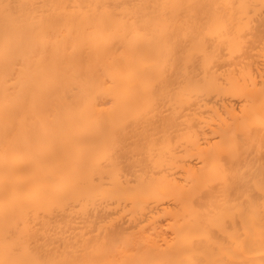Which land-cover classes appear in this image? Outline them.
Masks as SVG:
<instances>
[{
  "label": "bare ground",
  "instance_id": "obj_1",
  "mask_svg": "<svg viewBox=\"0 0 264 264\" xmlns=\"http://www.w3.org/2000/svg\"><path fill=\"white\" fill-rule=\"evenodd\" d=\"M262 12L0 0V264H264Z\"/></svg>",
  "mask_w": 264,
  "mask_h": 264
},
{
  "label": "snow or ice",
  "instance_id": "obj_2",
  "mask_svg": "<svg viewBox=\"0 0 264 264\" xmlns=\"http://www.w3.org/2000/svg\"><path fill=\"white\" fill-rule=\"evenodd\" d=\"M9 7L10 6H5V11L8 12L9 11ZM262 15H264V12H262ZM15 19V17H13ZM19 22V21H17ZM260 191L262 193V200H264V181L261 182L260 185ZM14 253L16 254H22V249L20 247H17L15 249H13ZM11 264H36V262L34 261H28V260H17V261H13L11 262Z\"/></svg>",
  "mask_w": 264,
  "mask_h": 264
}]
</instances>
